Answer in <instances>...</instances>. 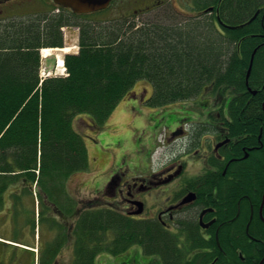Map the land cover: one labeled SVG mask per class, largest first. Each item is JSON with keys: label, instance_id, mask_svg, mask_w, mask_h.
Here are the masks:
<instances>
[{"label": "trees", "instance_id": "16d2710c", "mask_svg": "<svg viewBox=\"0 0 264 264\" xmlns=\"http://www.w3.org/2000/svg\"><path fill=\"white\" fill-rule=\"evenodd\" d=\"M192 3L204 15L184 26H138L135 15L131 21L88 23L65 10L0 23V194L25 178L36 185L40 200L66 209L69 225H75L72 264H94L97 256L118 255L133 245L164 264H170L171 254L156 223L127 218L96 199L77 201L69 193L70 177L89 169L86 136L74 125L80 124L77 116L85 115L99 129L139 80L153 85V107L198 96L212 85L213 96L234 94L233 133L247 134L248 143L260 130L264 137V0ZM209 8L211 15L205 12ZM257 11L241 28L220 31L214 21L219 15L224 24L239 26ZM64 26L80 27V51L65 57V78L41 83L39 50L62 47ZM254 50L248 84L256 95L245 85ZM55 256L50 253L45 264Z\"/></svg>", "mask_w": 264, "mask_h": 264}, {"label": "flooded vegetation", "instance_id": "af4514ba", "mask_svg": "<svg viewBox=\"0 0 264 264\" xmlns=\"http://www.w3.org/2000/svg\"><path fill=\"white\" fill-rule=\"evenodd\" d=\"M34 3L0 0V16L29 13ZM230 102L198 100L195 106L203 112L177 114L163 124L167 148L158 166L109 185L110 195L119 199L114 207L134 219L153 220L169 246V237L188 239L189 264H264V137L260 130L248 143L247 134L233 133ZM34 190L23 178L0 194V264H45L50 253L56 255L53 264L74 258L66 209L38 200ZM199 255L204 257L197 261Z\"/></svg>", "mask_w": 264, "mask_h": 264}, {"label": "rangeland", "instance_id": "374dc122", "mask_svg": "<svg viewBox=\"0 0 264 264\" xmlns=\"http://www.w3.org/2000/svg\"><path fill=\"white\" fill-rule=\"evenodd\" d=\"M117 1V0H116ZM120 1L117 4L120 5ZM149 0H126L123 5L114 7L110 16L119 15L122 13L132 12V8H141L148 3ZM189 0H161L157 4V8L150 13L138 16L137 22H149V24H164L184 26L188 21H191L190 15H196L194 11L190 10ZM44 3L41 0H35L31 11H42ZM106 13H103L105 15ZM208 17V16H207ZM111 18V17H110ZM94 19L106 20V16L94 17ZM74 38L69 37L65 40V46L74 45ZM76 51L73 50V52ZM139 83V82H138ZM135 101V100H133ZM198 101H181L175 104L166 105L157 108V113H141L140 118L135 119L132 123L129 121H120V128L117 132L111 129L104 128L102 131H94L82 126V134L84 142H93L91 148L88 149L89 171L88 173H77L70 177L68 182L69 193L78 199L79 195L82 197L90 196L92 192L103 189L104 185L111 182V177L106 180L105 172L119 173L124 178H129L130 174L139 172V164L142 167L145 165L153 166L150 162V153L155 145L156 134L162 124L171 122L174 117L191 115L194 113L195 104ZM124 107L123 109H125ZM122 114V110L119 113ZM86 117L85 115L77 116V118ZM76 118V119H77ZM87 118V117H86ZM120 118V116H119ZM75 119V121H76ZM89 125V123H87ZM80 128V126H79ZM84 131V132H83ZM88 139V140H87ZM158 140V139H157ZM154 155L151 160L154 162ZM149 163V164H148ZM150 169H152L150 167ZM250 171V170H248ZM91 179L93 183L90 187H84L87 179ZM78 193V194H77ZM87 194V195H85ZM17 236L16 233L13 234ZM73 251V247L71 248ZM71 260L66 264H72ZM157 257L145 256L139 246L130 248L125 253L117 256H109L102 254L98 257L97 264H156Z\"/></svg>", "mask_w": 264, "mask_h": 264}, {"label": "water", "instance_id": "95a60500", "mask_svg": "<svg viewBox=\"0 0 264 264\" xmlns=\"http://www.w3.org/2000/svg\"><path fill=\"white\" fill-rule=\"evenodd\" d=\"M55 4L64 8L71 9L74 13H90L98 10H102L108 6L111 0H52ZM256 15L251 19L253 20ZM250 22V21H249ZM256 50L253 52L250 65L247 71V77L250 74L253 57ZM55 64V57H49L45 59V66L48 70H52Z\"/></svg>", "mask_w": 264, "mask_h": 264}, {"label": "bare ground", "instance_id": "6f19581e", "mask_svg": "<svg viewBox=\"0 0 264 264\" xmlns=\"http://www.w3.org/2000/svg\"><path fill=\"white\" fill-rule=\"evenodd\" d=\"M206 13L208 12H212V8H209L207 11H205ZM72 48V47H71ZM71 48L69 47H65L64 49H61V50H58V49H43L41 51V55L43 57H46L48 55H50L51 52H56L57 53V60H58V70L56 72V75H59V76H63L59 71L64 67V65L62 66V63H63V60H62V57H61V54L63 53H66V52H69L71 51ZM66 76H67V71H66V68L64 69V72H63Z\"/></svg>", "mask_w": 264, "mask_h": 264}]
</instances>
